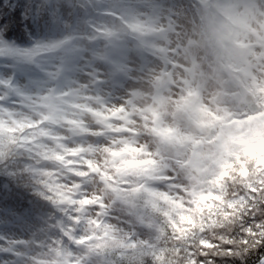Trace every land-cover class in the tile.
<instances>
[{"label":"clouds","instance_id":"9594fccd","mask_svg":"<svg viewBox=\"0 0 264 264\" xmlns=\"http://www.w3.org/2000/svg\"><path fill=\"white\" fill-rule=\"evenodd\" d=\"M255 3L228 65L201 48L193 73L199 0H0L4 40L56 45L0 61V264H199L201 243L211 264H248L264 248V116L240 98L264 82Z\"/></svg>","mask_w":264,"mask_h":264},{"label":"snow or ice","instance_id":"6c2138e0","mask_svg":"<svg viewBox=\"0 0 264 264\" xmlns=\"http://www.w3.org/2000/svg\"><path fill=\"white\" fill-rule=\"evenodd\" d=\"M197 11L200 14V25L195 31L197 38H189L187 46L184 49V54L191 61L190 72L196 73L200 71V65L197 62L196 50L205 49L207 53L213 56L215 59L212 61V65H224L227 66L233 56V48L226 43L227 39L232 34V25L236 23L245 22L250 16L258 11V6L255 0H199ZM112 15H120L118 12L111 13ZM264 15V13H261ZM124 15L131 17L134 22L129 24L132 28H140L141 21H135V12L133 9L128 8L124 10ZM108 35H111L109 30H106ZM55 44H34L31 47H21L17 44L7 42L0 36V61H14L23 62L30 61L33 57L42 49L55 47ZM8 67H14L15 64L6 65ZM215 67L212 68V74L215 75ZM11 77H0V88H13ZM264 91V82L254 83L246 87V91L241 95L243 103L248 105L256 104L258 107H250V111L255 118L264 116V111L260 110L259 106H264V98H258V93ZM252 97V99H249ZM51 103L55 104L53 98ZM251 191V188L249 189ZM249 231L254 229L249 228ZM211 244V242H208ZM227 243V242H226ZM246 243V241H242ZM214 246V245H213ZM153 254L159 255V251L154 246ZM205 247L204 243H201V251L199 253V264H205V257L208 256L203 251ZM226 250L231 253L232 248L229 246ZM191 248H189V255L191 254ZM58 254L64 256L62 264H81V261L77 258L72 260L69 253ZM137 253L136 255H140ZM213 257L208 256L207 264H211ZM197 257H192L188 261V264H196Z\"/></svg>","mask_w":264,"mask_h":264},{"label":"trees","instance_id":"16d2710c","mask_svg":"<svg viewBox=\"0 0 264 264\" xmlns=\"http://www.w3.org/2000/svg\"><path fill=\"white\" fill-rule=\"evenodd\" d=\"M18 45L22 46L21 42ZM261 255H264V248L257 249L255 253L247 258L248 264H256V261L260 259Z\"/></svg>","mask_w":264,"mask_h":264}]
</instances>
